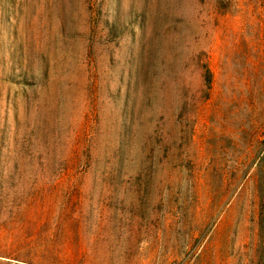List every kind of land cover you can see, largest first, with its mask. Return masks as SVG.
Instances as JSON below:
<instances>
[{
    "label": "rangeland",
    "instance_id": "obj_1",
    "mask_svg": "<svg viewBox=\"0 0 264 264\" xmlns=\"http://www.w3.org/2000/svg\"><path fill=\"white\" fill-rule=\"evenodd\" d=\"M0 264H264V0H0Z\"/></svg>",
    "mask_w": 264,
    "mask_h": 264
}]
</instances>
